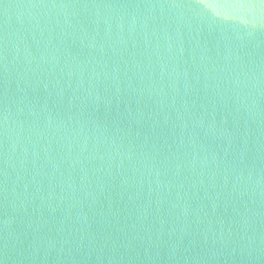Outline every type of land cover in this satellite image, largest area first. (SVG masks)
<instances>
[{
  "label": "water",
  "instance_id": "obj_1",
  "mask_svg": "<svg viewBox=\"0 0 264 264\" xmlns=\"http://www.w3.org/2000/svg\"><path fill=\"white\" fill-rule=\"evenodd\" d=\"M0 264H264V0H0Z\"/></svg>",
  "mask_w": 264,
  "mask_h": 264
}]
</instances>
